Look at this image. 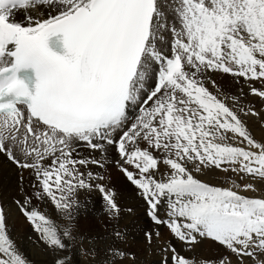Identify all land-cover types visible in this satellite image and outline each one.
I'll use <instances>...</instances> for the list:
<instances>
[{
  "label": "snow or ice",
  "instance_id": "1",
  "mask_svg": "<svg viewBox=\"0 0 264 264\" xmlns=\"http://www.w3.org/2000/svg\"><path fill=\"white\" fill-rule=\"evenodd\" d=\"M252 119L264 129V0H0V157L17 169L12 204L49 264H75L74 249L88 264H136L120 230L78 228L81 193L98 192L104 217L120 218L117 193L92 170L111 152L180 244L158 245L160 264H264V137ZM214 171L227 187L199 178ZM10 211L0 197V264H35ZM144 239L151 247L159 230ZM205 242L214 255L184 254Z\"/></svg>",
  "mask_w": 264,
  "mask_h": 264
},
{
  "label": "rangeland",
  "instance_id": "2",
  "mask_svg": "<svg viewBox=\"0 0 264 264\" xmlns=\"http://www.w3.org/2000/svg\"><path fill=\"white\" fill-rule=\"evenodd\" d=\"M242 83L243 82H242V79H241V84ZM217 85H219L220 88L224 92L228 93L229 95H231L233 93H236L239 90V86L235 83L234 78L232 76H229V75H224V76L222 74L219 75L217 77ZM256 86L260 87L259 82L256 83ZM243 87H244V92H245V90L248 92L247 85H244ZM247 92H245V93H247ZM248 101H251V104H253L258 110L262 107L260 102L255 97H253L251 95H249L244 102L247 103ZM248 126H249L251 132L253 134H255L254 133L255 130H253V129H256L257 122H254V119L249 120ZM254 136H256V135H254ZM257 137L258 136H256V138ZM81 151H83V150H81ZM83 152L84 153H88L87 151H83ZM113 153H114V155H113ZM115 156H117L115 154V152H111L110 155H109V157H115ZM112 167L117 168L116 165H113ZM211 174L214 175V176L215 175L219 176L218 178L220 180V181L213 182L212 184H220V185H223L225 187L228 186L227 184H224V182H223V175H224L223 173L214 171ZM114 180H115L114 183H116V181L121 183L122 181H125L126 178L123 175H121L119 177L117 175ZM126 182H127V180H126ZM111 184H112V188H114L113 183H111ZM133 188H134V186H133ZM114 190H115V192L117 193L118 196H120V195L122 196L123 195L122 191L117 189V186H116V188H114ZM247 195H253V194L252 193H247ZM86 202H92V201L89 200V201H86ZM118 203L120 204L121 208L123 209L118 221H116V220H111V221L107 220L104 217L103 213H100L99 216H97L95 214H94V216H92V214H91V215H88L86 217H79L78 218V228H79V231L83 234V236H85V237H95V236H98V235H104L105 234V225H107V231L108 232H111L113 229L120 230L122 232V234L124 235L125 239L120 241L118 243V246L120 248L126 250L127 252L134 253L135 257H136V264H160L161 248L158 247L157 245H163V244H165V243H167L169 241H171V243L174 246H176L178 250H180L179 242L176 241L173 237H171V234L169 233V230L167 229V227L163 226V225H161V226L154 225L153 222L150 220V218H149L150 221L148 222L149 223L148 224L149 225L148 229H137V228L126 229L124 227L125 223H129L131 221H138V219H136L135 214L127 213L126 210L128 209V207L125 206V202L119 201ZM97 206H100V205H93V204H89V203H84L82 205V207H81V210L89 212L90 209L94 210V209H96ZM98 209H100V208H98ZM10 210L11 211H10V216H9V225H10L12 238L15 239L19 235V237H21V240H24L23 242L26 244L25 245L26 248H22V250L24 251V253L26 255L28 254L27 255L28 257L31 256V259L35 262V264H49L50 257L47 256L42 251V247L39 244H37V243L35 244L34 243L35 233H33L30 225L26 222L25 225H24V229H25L24 230L22 228V225L25 222L24 217L21 216L17 211L14 212L15 208L10 209ZM11 214H12V216H11ZM161 214H163V210L162 209H161ZM52 218L57 223L61 222L56 217L55 214L52 215ZM14 223H16V230H12L11 229V224H14ZM17 228L19 229V231H18ZM156 230H159V232H160V239L156 240L155 243L151 247H149L145 243L144 233L147 232V231L155 232ZM16 233H18V234H16ZM21 234H22V236H21ZM29 237H31L32 239H29ZM78 247H79V245L77 246V248ZM84 247L88 248L89 244L86 243L84 245ZM30 248H31V250H30ZM184 254L188 255V256L195 255L197 258H200V257L214 255L215 254V249L213 247H210L208 242H205L204 244L199 246V248L197 249V251L195 253H184ZM73 259L75 261V264H88V261H89L90 258H85L79 251L74 249Z\"/></svg>",
  "mask_w": 264,
  "mask_h": 264
},
{
  "label": "bare ground",
  "instance_id": "3",
  "mask_svg": "<svg viewBox=\"0 0 264 264\" xmlns=\"http://www.w3.org/2000/svg\"><path fill=\"white\" fill-rule=\"evenodd\" d=\"M159 47H162L165 52H168V50H169L166 41L162 42L159 45ZM219 75H221V74H214L212 76V79H214L216 81V84H217V77ZM149 83H151V81ZM209 88L211 90L212 86L209 85ZM245 92H247V91L245 90ZM254 122H256V121L254 120ZM253 130H255L254 131V133H255L254 135L258 136L257 137L258 139H261L262 137H264V129H262L258 123H257L256 129H253ZM82 150L83 151H87L86 149H82ZM83 151H81L82 155H88V153H84ZM113 155H114V153H113ZM116 159H118V156H115V157H109L108 156V159H107V162H106V167L104 169H98V168L93 167L92 170L94 172L102 173L107 178L105 183L109 184L110 187H112L111 183H113L114 188H116V186H117V189L121 190L122 193H123L122 196L121 195L120 196L117 195L118 202L119 201L125 202V206L126 207L133 209V213L132 214H135V217H136V219H138V221H131L129 223H125L124 227L126 229H133V228L148 229L149 228V225H148L149 223L148 222L150 220H149V217L146 215V211H145L146 205L144 204V202L142 200H140L137 197L135 188H133V186L128 181L126 182V180L122 181L121 183H119L117 181H116V183H114L115 182L114 179L116 178V176L118 175V177H119V176L122 175L119 172L118 168L112 167L113 165H116V163H115ZM24 175H25V184H27L28 174L24 173ZM218 177L219 176H216V175L214 176L212 174H209L208 176H200L199 178H201L203 180H206L209 183H213V182H216V181H220ZM19 194L20 193H19V188H18V173H17V169L9 161H7L6 159L0 157V197L3 198L5 205L9 209H13V208H15V206L12 204V198L13 197H17ZM80 200H81L82 205L84 203H89V204L100 205V206H97L96 209H94V210L90 209L89 212H86V211L80 209V216L79 217H86V216L91 215V214H92V216H94V214L99 216L100 213H103L102 210H101L102 199H101V196H100V194L98 192L93 191L92 193H89V194L81 193L80 194ZM89 200L92 201V202H86V201H89ZM98 208H100V209H98ZM15 211L16 210H14V212ZM161 215H163V214H161ZM11 216H12V214H11ZM25 223H26V221L22 225L23 229H24ZM11 229L12 230H16V223L11 224ZM18 231H19V229H18ZM16 234H18V233H16ZM21 236H22V234H21ZM14 240L16 241V243L21 248H26L25 247L26 244L23 242L24 240H21V237H19V235ZM34 243L36 244L35 239H34ZM30 250H31V248H30ZM29 258L31 259V256H29Z\"/></svg>",
  "mask_w": 264,
  "mask_h": 264
}]
</instances>
